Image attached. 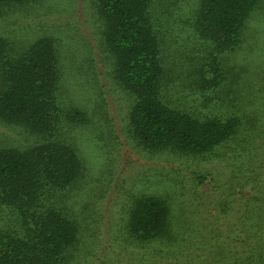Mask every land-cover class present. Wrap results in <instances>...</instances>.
I'll return each instance as SVG.
<instances>
[{
    "label": "trees",
    "instance_id": "16d2710c",
    "mask_svg": "<svg viewBox=\"0 0 264 264\" xmlns=\"http://www.w3.org/2000/svg\"><path fill=\"white\" fill-rule=\"evenodd\" d=\"M44 1L0 0V264H264V0H89L96 38L83 33L71 82ZM132 151L177 162L194 212L132 194L113 228ZM218 163L229 180L204 170Z\"/></svg>",
    "mask_w": 264,
    "mask_h": 264
},
{
    "label": "rangeland",
    "instance_id": "374dc122",
    "mask_svg": "<svg viewBox=\"0 0 264 264\" xmlns=\"http://www.w3.org/2000/svg\"><path fill=\"white\" fill-rule=\"evenodd\" d=\"M90 5L91 4H89V0H45L39 7H37V11L39 8L42 17V19L39 20L44 22V26L45 28H48L49 33L58 38V44L61 48V56L62 58L67 59L64 67L70 77L69 82H71L72 73L74 74L75 63H77L76 57H81L83 59L86 55V47L88 45L86 44L87 42L83 33L88 34L89 31L92 30L93 38H96V27L98 23L96 22L95 18L91 19L92 9L90 8ZM260 20H264L263 15L256 21V24L252 25L255 30H258V26L263 24L259 23ZM14 21L15 17H10L9 24L13 23ZM28 21L31 22V20L26 19V24L29 23ZM78 21L85 23V27H80ZM5 30L7 31L8 29L4 28L3 32ZM93 32L95 33L93 34ZM260 32L262 33L263 29H261ZM9 35H11V32H9ZM25 38L30 39L31 37L25 36ZM95 45L96 43L93 39V42L90 46ZM93 54L95 58H98L97 50H94ZM114 89L115 88H112V91ZM78 94L79 97L77 96L78 98L74 99L76 103L87 107L93 106L97 100L96 93L92 95V92H87L84 88L79 90ZM108 97L109 95H107V99ZM111 114L114 115V109H112ZM85 134H87L85 137L88 142V146H86L87 163L92 166L91 180L95 182L102 177L101 169L98 167L94 168L97 163L103 161V159H101L102 156H100L102 151L98 149V142H96L93 133L88 130ZM158 158L159 157H155L150 160L147 156L132 151L131 154H127L125 159H123L122 166L118 168L119 178L117 181V185L120 184L121 187V194L116 195L115 197L112 196L107 200V206L111 201L109 204L110 207H113H111L112 215L110 216L112 220L109 219L113 228L117 224L116 222H118L117 213L120 210V205L123 204L122 200L129 198L132 194L134 198H137L141 193L144 192H158L159 194L170 198L173 203L175 202L174 205L177 206V208L178 206H187V211L194 212L193 206L196 203L191 205L192 202L189 198V193L184 196L181 194L180 196L174 194V192L177 191L175 177L180 178L181 176H184L176 174L178 169V167H176L178 165L177 162H175V164L165 162L164 160L167 159L166 156L161 157L162 160ZM185 166L194 167L192 164H187ZM204 170L207 171V173H212L214 175L217 174V176L219 174L221 177L217 178L222 181L226 179L229 180L232 176V171L225 164L218 163L214 165H208ZM183 172L185 173L184 170L182 171V174H184ZM150 186L151 188L149 189ZM185 186L186 191L191 190V188L186 184ZM206 188H208L207 183H205L204 187H201L200 189L206 190ZM237 190L238 191H236V194L234 195L238 196L236 200H234V208L236 209V212L240 208L238 205H242L241 197L249 195L248 188L242 190L241 193H238L240 192L239 188H237ZM76 206L77 211L79 210L78 212H81L80 209L83 206L81 204H76ZM105 213L108 215V211L106 209ZM237 242L238 241L232 242V246H237ZM113 255L115 254L109 253V250L102 251L104 261H112Z\"/></svg>",
    "mask_w": 264,
    "mask_h": 264
}]
</instances>
